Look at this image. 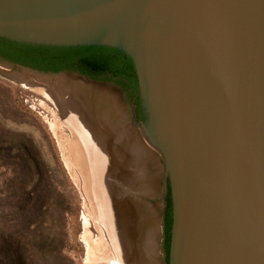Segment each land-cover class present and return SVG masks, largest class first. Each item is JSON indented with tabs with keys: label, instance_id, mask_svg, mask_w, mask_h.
<instances>
[{
	"label": "water",
	"instance_id": "1",
	"mask_svg": "<svg viewBox=\"0 0 264 264\" xmlns=\"http://www.w3.org/2000/svg\"><path fill=\"white\" fill-rule=\"evenodd\" d=\"M0 39L123 53L168 184L166 264H264V0H0Z\"/></svg>",
	"mask_w": 264,
	"mask_h": 264
},
{
	"label": "rangeland",
	"instance_id": "2",
	"mask_svg": "<svg viewBox=\"0 0 264 264\" xmlns=\"http://www.w3.org/2000/svg\"><path fill=\"white\" fill-rule=\"evenodd\" d=\"M0 61V264L99 262L101 258L98 261V255L89 251L87 240L99 236L106 239L107 232L95 220V210L92 211L95 205L86 191L84 172L80 174L77 166L68 162L67 151L51 129L60 113L55 103L38 91H47L45 85L40 84L39 89L24 87L8 74L25 70L5 65L11 61L2 55ZM29 68L41 75L63 76L105 88L119 101L140 141L156 157V169L152 177L149 175L153 192L144 196L143 201L158 218L161 229L157 238L159 261L164 264L162 216L166 180L160 154L151 150L139 127L131 123L137 100L133 88L117 78L102 79L98 83L84 80L70 69L51 72ZM62 132L72 136L67 126ZM106 242L110 251L107 253L112 254L108 237Z\"/></svg>",
	"mask_w": 264,
	"mask_h": 264
},
{
	"label": "bare ground",
	"instance_id": "3",
	"mask_svg": "<svg viewBox=\"0 0 264 264\" xmlns=\"http://www.w3.org/2000/svg\"><path fill=\"white\" fill-rule=\"evenodd\" d=\"M8 75L26 88L45 85L47 91H38L60 113L51 129L67 151L68 162L84 172L95 220L105 228L113 252L107 253V237L87 240L89 251L101 258L94 264H160L159 221L143 201L153 192L149 175L156 169V157L140 141L116 97L105 88L63 76L27 71ZM64 126L72 136L62 132Z\"/></svg>",
	"mask_w": 264,
	"mask_h": 264
},
{
	"label": "trees",
	"instance_id": "4",
	"mask_svg": "<svg viewBox=\"0 0 264 264\" xmlns=\"http://www.w3.org/2000/svg\"><path fill=\"white\" fill-rule=\"evenodd\" d=\"M0 55L12 62L32 68L57 72L78 70L94 79H120L137 92L136 77L129 59L107 47L49 48L19 45L0 39ZM169 207V203L167 208ZM167 210L165 233L169 227Z\"/></svg>",
	"mask_w": 264,
	"mask_h": 264
},
{
	"label": "flooded vegetation",
	"instance_id": "5",
	"mask_svg": "<svg viewBox=\"0 0 264 264\" xmlns=\"http://www.w3.org/2000/svg\"><path fill=\"white\" fill-rule=\"evenodd\" d=\"M11 61V60H10ZM1 62V61H0ZM12 64H16L14 62H10ZM70 72L74 73L75 75L83 78L84 80H87V81H90V82H102L103 80L102 79H94L92 77H90L89 75L87 74H83L81 73L80 71L78 70H69ZM136 97H137V92L135 93ZM138 100V98H137ZM136 100V104H134L133 106V118L136 122H138L140 119H141V116H140V110H139V107H138V101ZM164 213H163V216H162V222H163V225H162V231H163V246H164V252H165V257H164V263L166 264L167 262V259H168V248H169V234H170V223H171V202H170V196H169V189H168V184L166 183V191L164 192ZM168 203H169V207L167 208L168 206ZM169 209V227L167 229V233H165V228H166V218H167V210Z\"/></svg>",
	"mask_w": 264,
	"mask_h": 264
}]
</instances>
